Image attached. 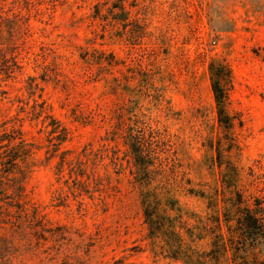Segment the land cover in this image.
Wrapping results in <instances>:
<instances>
[{
	"label": "rangeland",
	"instance_id": "rangeland-1",
	"mask_svg": "<svg viewBox=\"0 0 264 264\" xmlns=\"http://www.w3.org/2000/svg\"><path fill=\"white\" fill-rule=\"evenodd\" d=\"M258 161L264 0H0L8 264H264L225 219Z\"/></svg>",
	"mask_w": 264,
	"mask_h": 264
},
{
	"label": "trees",
	"instance_id": "trees-1",
	"mask_svg": "<svg viewBox=\"0 0 264 264\" xmlns=\"http://www.w3.org/2000/svg\"><path fill=\"white\" fill-rule=\"evenodd\" d=\"M217 79L218 75L214 72V69H212V91L216 101L217 112L221 121V119H223L224 117V95ZM223 121L225 123H228V121ZM129 137V144L131 147V151L135 156V159L141 164H144L146 161V156H148L150 152L149 147L145 144L146 142L141 141V137L133 136L131 134H129ZM12 156L13 155H10V157ZM12 160L13 159H10V161ZM256 169H259V171ZM229 172L233 178L237 174L234 168L229 169ZM249 176L252 177V184L257 187H259V184L262 185L259 187V190L264 193V165L258 161L255 164V167H249ZM251 197L252 202L247 203V200L244 199V196L241 193L237 192L235 199L231 200L230 207L226 209L225 219L227 221L231 219L230 216L233 215V212L236 211L238 213V216L236 217V226L234 228L238 239H232V243L236 242V246L233 247L235 250L237 249V251L239 249V251L242 250V247L239 246V244H241L244 248H246V246L254 248L255 244L261 242V240L264 241V194ZM145 214L148 223L151 222L153 220V214L149 209V205L145 209ZM0 241V259L2 261V264H8L12 258V254L17 249H15L13 247V244H10V242L4 237H2ZM237 251L235 253L236 256H238ZM243 251L246 252L247 250Z\"/></svg>",
	"mask_w": 264,
	"mask_h": 264
}]
</instances>
